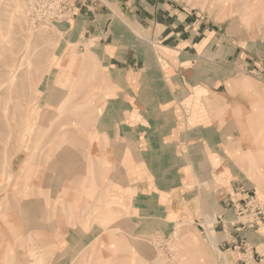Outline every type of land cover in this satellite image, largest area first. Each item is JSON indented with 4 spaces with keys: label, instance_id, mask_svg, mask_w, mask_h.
<instances>
[{
    "label": "rangeland",
    "instance_id": "374dc122",
    "mask_svg": "<svg viewBox=\"0 0 264 264\" xmlns=\"http://www.w3.org/2000/svg\"><path fill=\"white\" fill-rule=\"evenodd\" d=\"M115 1L0 0V264H264L241 236L264 219L250 226L251 216L239 210L249 198L264 209L251 197L264 203V0ZM152 5L154 16L168 6L175 12L174 18L155 17L162 27L170 30L177 17L187 25L171 28L172 37L148 39L184 51L170 53V59L163 54L164 62L172 70L178 66L173 59L199 63V81L220 91L219 102L228 101L217 108L215 94L193 91L186 115L201 112L206 124L233 122L235 142L249 148L237 162L247 167L251 192L222 203L231 218L205 216L198 225L177 221L148 235L133 229L129 213L141 180L134 153L95 127L106 99V106L113 105L114 92L89 54L88 39L112 43L105 35L123 20L114 24L116 36L129 51V27L147 41ZM135 12L139 20L130 17ZM131 62L126 55L123 63Z\"/></svg>",
    "mask_w": 264,
    "mask_h": 264
},
{
    "label": "crops",
    "instance_id": "0c3cea01",
    "mask_svg": "<svg viewBox=\"0 0 264 264\" xmlns=\"http://www.w3.org/2000/svg\"><path fill=\"white\" fill-rule=\"evenodd\" d=\"M115 4L122 6L124 3L122 0H116ZM158 5L159 3L157 7ZM160 6L162 7V4ZM147 7L153 16L152 21L145 19L147 31L144 33L147 41H142L143 36H137L133 32L130 34L129 32L133 30L129 27L127 35L130 41L126 44L129 51L123 49L116 36L120 30L114 25L115 22L120 23L123 20L114 21L111 33L105 35L106 38L111 36L112 43L104 45L100 42L102 38L97 40L98 38L93 37L88 41L93 43L90 45L89 54L93 55L104 68L105 81L111 83L114 92L112 109L109 105L106 106L110 102L107 98L99 111L95 127L102 135L113 136L116 141L129 145L133 151L141 172H139L141 180L135 186L129 213L133 229L151 235L153 232L161 231L159 225L165 224L164 230H167L170 229V225L174 228L177 221L198 225L197 223L205 216L223 214L226 218H231V210L225 207L222 209V203L228 200H244L248 192H251V186L246 172L247 167L244 163L239 166L237 162L240 157H245L249 148L235 142L234 136L239 135V132L233 122L226 120L220 124L218 122L206 124L201 122L202 119L207 122L206 116L199 115L201 112L187 116L188 113L185 111L187 108L185 104L193 102L188 99L192 96L191 92H203L202 94L206 96V92L209 91L215 94L213 97L217 100L221 95L220 91L216 92L211 84L202 83L201 79L199 81V71L202 67L199 63L195 64V61L192 62L190 59H187L188 62L173 59L174 62H178V66L175 65L176 68L172 70L171 64L164 62L163 54L167 55L166 59H170V53L184 54L182 48L176 46L173 50L163 46L164 41L157 42L156 46L148 41L153 38L172 37L175 31L171 28L187 25L177 17L180 22L172 20L169 23L170 30L168 27L164 28L156 22L155 17L159 15L163 18L167 16L174 18L175 12L168 6L167 10L164 8L154 16L156 5ZM176 8L178 9V6ZM130 17L139 20L140 16L135 12ZM155 22L156 29L153 28ZM165 30L169 32L168 35ZM121 34L126 33L122 30ZM180 44L182 43L179 42ZM223 45L220 43L218 52L222 50ZM126 55L128 60H132L127 66L123 63ZM139 55H145L146 60ZM166 65L170 69H167ZM155 71H158L157 76ZM232 78L224 79L221 86L225 88ZM179 86H182L184 93L181 94L183 91L180 92ZM125 87L129 89L122 90ZM199 96L203 98L202 95ZM220 100L221 102L218 100V103L214 102L217 108H223L226 101L225 98ZM225 104L228 105V101ZM210 114L218 118V112ZM109 119L114 120L109 122ZM132 119H140L143 122H133ZM190 119H193V125L187 121ZM237 152L240 154L235 159ZM251 197L261 201L264 206L263 201L256 195ZM86 201L87 199L83 200V208L87 204ZM241 236L257 254L264 257V220L255 229L243 231Z\"/></svg>",
    "mask_w": 264,
    "mask_h": 264
},
{
    "label": "built area",
    "instance_id": "2783aa9c",
    "mask_svg": "<svg viewBox=\"0 0 264 264\" xmlns=\"http://www.w3.org/2000/svg\"><path fill=\"white\" fill-rule=\"evenodd\" d=\"M253 201L255 200L252 198L247 199V202L239 209L240 211L248 212L247 215L251 216L249 221L250 226H252L257 220L264 219V209L257 205H253Z\"/></svg>",
    "mask_w": 264,
    "mask_h": 264
},
{
    "label": "bare ground",
    "instance_id": "6f19581e",
    "mask_svg": "<svg viewBox=\"0 0 264 264\" xmlns=\"http://www.w3.org/2000/svg\"><path fill=\"white\" fill-rule=\"evenodd\" d=\"M239 215V214H238Z\"/></svg>",
    "mask_w": 264,
    "mask_h": 264
}]
</instances>
